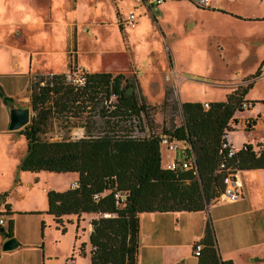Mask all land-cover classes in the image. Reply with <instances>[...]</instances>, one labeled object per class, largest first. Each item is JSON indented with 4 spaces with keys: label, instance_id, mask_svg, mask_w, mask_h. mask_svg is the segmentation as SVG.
<instances>
[{
    "label": "trees",
    "instance_id": "1",
    "mask_svg": "<svg viewBox=\"0 0 264 264\" xmlns=\"http://www.w3.org/2000/svg\"><path fill=\"white\" fill-rule=\"evenodd\" d=\"M76 61L75 48L68 50V68ZM134 85L135 80L122 72L85 69L75 80L65 71L36 73L27 86L31 116L18 129L25 136L26 151L17 168L77 173L76 186L47 189L46 212L62 232L64 217L76 215L78 226L82 213L95 214L90 219V264H136L141 213L204 211L223 191L227 173L264 168V139L255 145L243 143L232 156L222 140L223 131H233L238 123L237 112L257 102L246 97L252 81L235 85L224 100L207 101L208 106L183 101L181 122L163 126L160 133L152 119L154 106L137 95ZM0 97L8 105L14 100L1 85ZM258 117L245 116L244 129L253 130ZM55 120L65 128L82 127V135L43 137ZM164 138L167 148L170 141L180 144L184 150L174 151L175 157L184 156L190 161L187 166L168 168L162 163ZM12 212L6 202L0 219ZM6 219L0 232L5 237L14 229L13 217ZM197 241L202 243L200 253L193 254L197 264H233L221 258L209 218ZM85 245L79 244L81 254Z\"/></svg>",
    "mask_w": 264,
    "mask_h": 264
},
{
    "label": "rangeland",
    "instance_id": "2",
    "mask_svg": "<svg viewBox=\"0 0 264 264\" xmlns=\"http://www.w3.org/2000/svg\"><path fill=\"white\" fill-rule=\"evenodd\" d=\"M33 1L44 6L47 17L50 14V17L54 18L43 26L45 36L41 33L40 40L28 39L26 41V46L34 49L33 58L34 60L38 58L36 65L40 71L50 69L65 71L69 78L74 80L85 69L111 71L114 74L124 73L133 81L135 80L133 89L137 95L154 106L152 119L156 133H160L163 126L169 127L181 122L183 101L224 100L226 93L231 91L236 84H246L252 81L247 96L248 99L257 100V102L250 108L237 112L239 120L234 130L231 131V142L234 145L247 142L256 144L264 139V102L260 101L264 98V75L257 79H252V75L241 79L236 77V75L250 72L254 63L251 57H248L246 61L244 59L246 51L241 47L243 43L241 35L252 36L254 41L258 36L264 37V0H220L219 10L202 9L211 8V4L201 7L186 0L185 11L186 15H189L187 18L189 23L195 25L198 33L203 32L204 34L205 30H209L211 42L208 44L206 41L205 43L199 42L196 34H189L186 24H182L179 28L177 26L174 32L170 21L159 15L153 17V22L148 29L129 30L131 25L124 21L129 12L138 14L144 8L143 4L137 3L136 0H77L78 20L86 21L77 24V27L75 25V29L72 24L68 23L66 26L62 22L63 10L70 8L72 3H75L73 0H60V3L54 6H51V0ZM137 5L140 10L135 8ZM194 7L199 9L196 10ZM151 8L156 13V10ZM166 10L165 6L164 12H169ZM227 10L235 13L234 18L257 15L263 17L262 19L240 18L237 23L233 24L229 21L231 13H225ZM135 22L136 26L138 21L135 20ZM180 29L182 31L177 33ZM219 33H223L221 41ZM228 33L236 34L237 37L241 36L237 39L242 42L239 44L241 52H235L231 45L222 47L227 43L228 38L230 40L233 38V35L231 38L228 37ZM62 34L69 43L68 50L73 48L76 50L77 61L73 69L68 68L67 59L64 63L66 56L62 45ZM217 40L219 43L216 42ZM233 43L234 41L230 44ZM261 67L263 74L264 67L262 65ZM237 68H239L238 72L235 71ZM256 71L257 65L254 67V74ZM37 72L31 71L30 78ZM183 77L186 79H182ZM12 104L30 107L29 90L26 88L15 96ZM245 116H259L253 130L244 129ZM83 130L79 126L65 128L58 120H55L43 137L75 138L81 136ZM11 131L15 132V137L11 135L4 137L6 141L4 140L3 143L7 153L5 158H0V194L3 191L7 192L6 195H0V208L3 210L6 202L11 204L15 212L14 236L20 244L19 247L13 249L1 250L0 264H65L73 258L79 259L81 264H89L88 252L85 250L86 256H83L79 251V244L81 239L85 238L83 233L87 231L90 219L95 214L82 213L78 219L76 232V215L64 217L66 231L62 232L56 226L52 216L46 212L47 188L57 190L64 188L70 177L67 174L71 173L19 170L10 161L19 159L25 154L26 139L18 130ZM9 138H13L12 141ZM165 140L167 141L164 138V142L161 143L163 164L170 159V151L174 152L167 148ZM36 176L39 178L36 179ZM33 211H40V213ZM1 217L3 218L2 225L6 226V216ZM167 219H159L163 229L169 228L166 223H169L170 219ZM42 221H44V226H42ZM142 225V235L147 236L146 243L154 241V235L149 236V233L144 231L151 227L148 216L142 217ZM77 232L79 238L76 240ZM160 233L166 236V239L171 235L168 231ZM214 233L218 245L215 230ZM142 249H145L143 245ZM254 251L252 253L264 254V250ZM141 255L144 259L143 264H157L155 258L147 259L144 252ZM249 258L250 255L240 254L236 256L237 264H244Z\"/></svg>",
    "mask_w": 264,
    "mask_h": 264
},
{
    "label": "crops",
    "instance_id": "3",
    "mask_svg": "<svg viewBox=\"0 0 264 264\" xmlns=\"http://www.w3.org/2000/svg\"><path fill=\"white\" fill-rule=\"evenodd\" d=\"M51 1V6H54L56 3H60V0ZM136 1L139 4H143L144 8L141 11L138 5L135 6L136 9L140 10L138 14L135 13V20L138 21V24L136 26H130L129 30L141 28L144 31V28L148 29V27L151 26L153 17H157V15H159L170 21L174 32L177 26L179 28L182 27V24H186L189 34H196L197 37H199V42L205 43L206 41V44L211 42V38H209L208 33L209 30H205L204 34L203 32L198 33L195 29V25L193 26L191 23H189L187 19L189 15H186L185 11L187 8L186 0H164L157 4L147 2L146 0ZM36 2L37 1L33 0H0V85L4 92L13 98L22 93L27 88L31 71H38L37 73L60 72L53 71L52 69L49 71H40L38 65H36L38 58H36V60L33 58L34 49H30L26 46V41L28 39L40 40L41 33L45 36V33L42 30L44 28L43 26L46 25L48 21H52L54 19L53 16L50 17V14L49 17H47L45 8H43L44 6L38 5ZM73 2L75 3H72L70 8L63 10L64 19H62V22L65 23L66 26L68 23L72 24L73 28L75 29V25L77 27V24L84 23L86 20H78V3L77 0H73ZM165 6L167 9L166 11H169L167 13L164 12ZM169 6L170 8H168ZM151 7L156 10V13H154V10ZM220 7V0H212L211 8L202 9L219 10L218 8ZM194 9L197 10L199 8L194 7ZM179 11L182 12L180 13ZM228 12L231 13V16H228L229 19H231L229 21L233 24L237 23L238 19L240 18L257 19L263 17L262 15H257L234 18L235 13L228 10L225 13ZM126 19L124 20L125 22ZM195 22H197V20ZM181 31L182 30L180 29L177 33ZM140 32L142 33V31ZM222 34L219 33L220 41ZM146 35L147 34L143 36ZM232 35V40L228 38L227 43L222 47L224 48L231 45L233 46L235 52H241V49L239 50V44L243 42L241 47L246 51L245 58H243L246 61L248 57H251L254 61L252 64L253 67L250 68V72L248 71L246 74L242 73L239 76L236 75V77L241 79L242 77L247 78L249 75H253L254 67L256 65V73H259L252 79H257L264 75V73H261V64L264 61V37L258 36L254 41V39L252 40V36L242 34L241 36L243 39L241 42L237 40L241 36L237 37L236 34ZM232 35L228 33V37L231 38ZM62 39V45L64 47L63 50L66 56L64 63H66L68 51L67 45L69 43L64 38V34H62ZM232 41H234V43L230 44ZM216 42L219 43L218 40ZM243 58L242 60H244ZM235 71L238 72L239 68L235 69ZM182 79L185 80L186 78L183 77ZM246 97L248 98L247 95ZM201 101L208 100L204 99ZM12 106H14L12 103L10 105L5 104L0 97V144H2V146L0 145V158H5L7 153L6 146L3 143L5 140L4 137H6V135L15 137V132H12L8 129L9 110ZM11 139L13 138H9L10 141H12ZM235 146L240 147L241 145ZM174 156L175 152L170 151V159ZM21 157H23V155ZM21 157L19 159H12L10 162L14 163L15 167H17ZM64 173L71 174H67L70 175L69 180L65 184L64 188L61 189H66L69 186L70 181L76 180L78 176L76 172ZM237 177L242 184V196L236 201L213 200L209 202L208 208H205L204 211L182 210L166 212L151 211L141 213L139 228L140 243L138 250V260L136 264H143L144 259L141 255L142 252L146 254L147 259L155 258L157 264H177L178 262H182V264H197V257L193 255L192 248L194 242L204 235L206 221L208 218L210 219L212 226L214 224L213 229L216 232L219 242L217 247L222 259H231L233 264H237L236 256L244 254V256L250 255V258L246 260L244 264H264V254L252 253L253 250H255L254 252H262V250H264V168L241 169L238 170ZM37 178L39 177L36 176V179ZM14 215L15 212L13 211L11 215H7L6 218L11 216L14 219ZM146 216L149 217L151 227L150 229H145L144 231L149 233V236L154 235V241L148 243H146L147 236L142 235L141 231V228L143 230L142 217ZM161 218L164 220L167 218L170 219V222L166 223L168 224L169 228L167 227L163 229L164 227L162 226L161 222L159 223V219L161 220ZM2 226H4V228L6 227L5 225ZM76 227L77 225L75 224V232ZM90 230L91 224L89 223L87 231L83 233L85 238L81 239V242L86 243L85 250H87L88 256L90 249ZM164 231H168L171 234L169 238L166 239V236L160 235V232ZM14 234L15 225L13 229V235ZM5 238V236L0 234V245ZM75 238L76 240L79 238L78 232L75 234ZM142 245L145 249L141 250ZM183 249L186 250L184 251ZM83 256H86V252L83 254ZM72 261H74L73 264H81L79 259L73 258Z\"/></svg>",
    "mask_w": 264,
    "mask_h": 264
},
{
    "label": "built area",
    "instance_id": "4",
    "mask_svg": "<svg viewBox=\"0 0 264 264\" xmlns=\"http://www.w3.org/2000/svg\"><path fill=\"white\" fill-rule=\"evenodd\" d=\"M146 1L150 2V3H156L157 4V3H161L164 0H146ZM190 1L201 6V7H207L211 4L212 0H190ZM126 22L131 26H135L136 22H135V13L134 12L129 13V16L126 19ZM261 65L264 67V61L262 62ZM203 104L205 106H208L207 101H204ZM230 133L231 132L228 130H225L222 133L223 144L228 149V151H227L228 156H232L237 150V147L233 144V142H231L232 140L230 137ZM168 148L175 151V152L177 150L181 151V152L184 150L182 147H180V144L177 141H170L168 144ZM183 157L184 156H181V157H175L174 156L170 160L166 161L165 166L168 168H176L177 166H180V165L187 166L188 163H190V161L185 160L184 159L185 157L184 158ZM237 173H238V170H233V172L227 173L224 176V178H223L224 189L219 194V196L217 197L218 200L236 201V200L241 198V196H242V184L240 183V181L237 177ZM76 185H77L76 180H72L70 182V186L74 187ZM2 221H3V219H0V222H2ZM201 248H202V243L197 241L192 248L193 254H196V255L199 254ZM65 264H73L72 259H70L69 261H66Z\"/></svg>",
    "mask_w": 264,
    "mask_h": 264
},
{
    "label": "water",
    "instance_id": "5",
    "mask_svg": "<svg viewBox=\"0 0 264 264\" xmlns=\"http://www.w3.org/2000/svg\"><path fill=\"white\" fill-rule=\"evenodd\" d=\"M182 108V103H181ZM31 116V108L29 106H12L9 110V123L8 129L9 130H18L25 126ZM209 203H206V208H208ZM4 226H0V232H3ZM18 239L12 235L7 236L1 242V250H9L17 247L19 245ZM177 264H182V262H178Z\"/></svg>",
    "mask_w": 264,
    "mask_h": 264
}]
</instances>
